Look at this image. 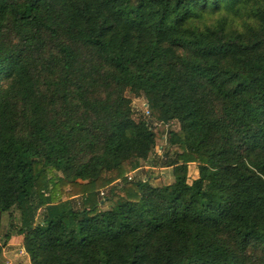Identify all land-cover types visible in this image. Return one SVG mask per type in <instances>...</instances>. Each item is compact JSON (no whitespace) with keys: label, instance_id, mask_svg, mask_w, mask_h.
Instances as JSON below:
<instances>
[{"label":"trees","instance_id":"1","mask_svg":"<svg viewBox=\"0 0 264 264\" xmlns=\"http://www.w3.org/2000/svg\"><path fill=\"white\" fill-rule=\"evenodd\" d=\"M6 215L31 264H264V0H0Z\"/></svg>","mask_w":264,"mask_h":264},{"label":"rangeland","instance_id":"2","mask_svg":"<svg viewBox=\"0 0 264 264\" xmlns=\"http://www.w3.org/2000/svg\"><path fill=\"white\" fill-rule=\"evenodd\" d=\"M128 96L132 99V107L135 113V119L138 120L140 118H147L150 121L154 122L155 127V133L157 137L156 142V148L153 151L151 157L148 161L143 163V167L136 172L134 175H150L152 177V184L154 185H163V184H170L173 182V172L172 168L163 167L162 164L164 162V159L170 155H172L175 151L174 148H168L167 142H166V133L172 131H175L178 129V125L175 123H167L164 118H157L156 115H153L151 112V109L149 108L148 101L144 97L135 98L132 95L128 94ZM147 111H150L151 114H147ZM154 112V111H153ZM170 151V153H169ZM147 171V173H146ZM198 175V167L196 164H192L189 166V176L190 181H192L194 178H196ZM132 176V175H130ZM129 176V177H130ZM133 177V176H132ZM131 178V177H130ZM114 189V190H112ZM109 189V191H104L102 194L103 196L101 198H106V196H112V201H105L103 205V209H108L112 206V202L117 200L118 196L120 195L119 189L116 188ZM113 192H112V191ZM41 217H39V220ZM9 218L6 215L4 217V224L2 229H0V253L4 248V237L6 232L8 231L9 226ZM18 257L24 258L19 254V250L16 253ZM11 259H14L13 256H11Z\"/></svg>","mask_w":264,"mask_h":264},{"label":"crops","instance_id":"3","mask_svg":"<svg viewBox=\"0 0 264 264\" xmlns=\"http://www.w3.org/2000/svg\"><path fill=\"white\" fill-rule=\"evenodd\" d=\"M1 224L3 226L4 218L1 219ZM23 239V236L11 235L6 244L3 243L4 251L0 253V264H31L29 257L20 258L16 256L18 250L22 248ZM11 256L14 259H11Z\"/></svg>","mask_w":264,"mask_h":264},{"label":"built area","instance_id":"4","mask_svg":"<svg viewBox=\"0 0 264 264\" xmlns=\"http://www.w3.org/2000/svg\"><path fill=\"white\" fill-rule=\"evenodd\" d=\"M147 114L149 115L150 112L147 111ZM19 254H20L21 256H23V257H29L28 254H27V252H26V250H25L23 247L19 250Z\"/></svg>","mask_w":264,"mask_h":264}]
</instances>
